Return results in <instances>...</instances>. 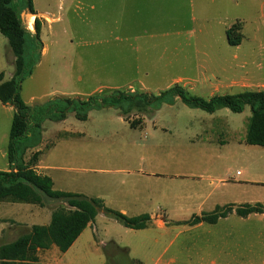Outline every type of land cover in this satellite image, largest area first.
Listing matches in <instances>:
<instances>
[{
    "label": "rangeland",
    "instance_id": "374dc122",
    "mask_svg": "<svg viewBox=\"0 0 264 264\" xmlns=\"http://www.w3.org/2000/svg\"><path fill=\"white\" fill-rule=\"evenodd\" d=\"M33 2L37 11L51 15L47 22L41 16V25L45 28L40 40L47 51L34 52L33 40L28 41V53H32L31 74L22 83L21 98L30 107H41L57 98L86 99L94 93L108 95L114 89L130 90V87L134 88L132 91L157 95L173 87V80L178 76L196 72L201 64L197 61L203 59L201 56L195 59L197 52H235L237 47L228 43L227 31L237 23L242 24L243 37L239 52H252L253 70L258 75L264 73V19L260 18V6L254 0ZM15 4L25 6L26 0H15ZM28 15L33 18L32 24ZM20 16L25 28L35 34V15L22 9ZM0 59L6 75L15 70L8 40L1 33ZM235 92L237 89L232 90V94H237ZM189 93L209 98L207 94ZM162 113L166 117L157 122L159 128L148 130L131 128L114 108L92 110L86 121L78 120L73 112H69L63 121L45 119L41 140L35 148L42 150L41 162L48 168L46 174L54 179V189L98 198L108 209L121 212L120 209L127 208L130 214H137L140 212L137 201L142 194L135 192L138 190L133 187L135 177L120 170L135 172L144 168L151 172L153 163L201 156L193 149H238L242 158L228 161L224 168L212 170L210 174L230 182L236 179L251 183L243 187L245 204L237 210L249 202L264 204V148L247 145L244 141L252 115L249 106L242 113L223 108L210 114L189 108L177 100L174 105L165 106ZM139 118L141 116H132L133 120ZM148 118H143V127ZM11 123L9 121L3 131L0 129L7 140ZM256 151H260L259 155ZM254 161L258 163L252 165ZM153 170L157 171L156 168ZM44 199L43 207H29H38L37 210L42 212L61 203ZM228 207L219 206L205 214L223 212ZM28 209L19 208L15 216L22 218ZM5 214L2 216L8 217L10 213ZM16 232V239L27 233L23 228ZM224 232V227L218 226L211 232L204 229L185 235L202 245L207 241L214 243L211 238H218ZM137 233L104 211L100 212L93 228L84 232L67 252L59 251L54 261L59 264H132L124 258H115L110 263L105 246L111 240L121 247L137 244ZM162 242L167 246L170 238L161 240V245L149 246L146 254L141 253V264L167 262L174 246L167 255H162L166 247ZM261 243L262 258L264 239ZM256 252L257 249L241 251L244 257L256 256L255 259L258 258ZM43 260L47 262L44 256Z\"/></svg>",
    "mask_w": 264,
    "mask_h": 264
},
{
    "label": "crops",
    "instance_id": "0c3cea01",
    "mask_svg": "<svg viewBox=\"0 0 264 264\" xmlns=\"http://www.w3.org/2000/svg\"><path fill=\"white\" fill-rule=\"evenodd\" d=\"M254 1L260 6V18L264 19V0ZM33 6L36 12L35 18H39L41 21V16L43 15L42 17L46 19V22L49 21L48 16L51 14L48 12L37 11L34 2ZM28 27L29 29H33V27L31 28L29 25ZM44 28V24H42L40 39ZM51 28L52 25L49 26V29ZM241 43L238 46H235L237 47L235 52L231 53L228 51L197 52L195 59L198 60V56L203 58L201 61H197L198 63H201L199 68L196 69V72L191 71L189 76H178L173 80V84H182V87L185 89L199 94H207L209 98L215 95L232 94L233 89H237V92L235 93H240L246 90L264 92V73L258 75V73L253 70L254 62L252 60V52H247L249 54L245 53L247 54L246 56L244 53L242 54L239 52L240 47L242 46ZM42 45L43 48L41 53H45L47 50L45 49L43 42ZM0 74L4 75L3 81H9L14 74V71L9 75L5 74L3 61L1 59ZM129 89L133 90L134 88L130 87ZM166 107L170 106L166 105ZM164 108L165 106L146 120V125H144L146 130L150 128H159L157 122L166 117L162 113ZM14 113L15 109L13 106L9 104L5 105L0 101L1 131H3V127L5 128V126H7L9 121L10 123L12 122ZM244 141H246V138ZM8 144L9 140H7L2 132H0V172L10 171V166L7 160ZM193 150L199 151L197 154L200 153L201 156L193 157L191 160L180 157L175 158L176 161L153 163L155 165H150L151 172L144 170V168H140L135 172L120 170V172H126L135 177L133 187L138 188L135 192L142 194L137 201V207L140 208L138 211L140 212L137 214H130L127 208H123L120 209L121 213L128 217L147 214L151 218L148 228L135 230L136 232H139L137 233L139 243L124 245V248H127L128 250V259L135 264H141L140 261L143 259L141 253L146 254L145 250H147L149 246L152 247L155 244L161 245V240L164 241L166 238H170V242L167 246L162 242V246H166L163 249L162 255H167L171 246H174V250L165 264H264V257L261 258L260 256L262 245L261 239H264V204H261L258 201L249 202V205L251 206L261 204L263 213H252L246 217L239 216L237 214V207H242V205L245 204L242 199L243 187L250 182L236 179L234 182H230L222 177L213 178L210 174L212 170L224 168L228 161H233L235 159L239 160L242 158V154L239 153L238 149H230L227 151L226 149ZM37 152L40 153V157L37 165L34 166L33 169L40 175L48 176L46 174L48 168L44 167L41 162L42 150L36 148L28 150L25 160L29 161L31 156ZM256 153L259 155L260 151H256ZM29 154L32 155L28 157ZM255 163L258 162L254 161L252 165ZM154 168H156L157 171L153 170ZM182 170L191 172L182 173L180 172ZM262 170L264 171V162L262 163ZM177 172H180L181 174ZM238 175L240 176L242 173L238 172ZM50 178L53 181V185H55L54 179L52 177ZM49 200L61 201V203L54 209L52 208L48 211L42 212L37 210V208L43 207L44 205H21V203L8 202L1 203L0 246L9 244L12 240V242H14V239H16L14 237H16L15 235L17 234L16 231L20 228H23V230H26L27 233H29L34 225H49L52 213L56 209L67 205L63 200ZM219 206H229L232 208V212L226 217L219 219L215 224L205 222L193 226L188 224V221L193 217H201L205 213H211ZM22 207L29 208L28 213L25 216L23 215L22 218H17L15 213H17L19 208ZM6 212L10 213L8 214V217L2 216L7 215L5 214ZM100 212L103 213V211H99L96 218H98ZM37 219H40V221H36ZM95 220L86 227L79 238L89 228H93ZM218 226L224 227L225 232L218 238H211L214 243L207 241L206 244L201 245L185 235L204 229L211 232ZM155 233H157L156 236H154ZM182 235H185L183 236L184 239L178 241ZM247 239L251 240V243L249 241L246 242ZM111 241L116 243L115 240ZM245 249H248L250 252L253 249H257L256 255H258V258L255 259L256 256L253 258L244 257V254L241 253V251ZM262 250L264 251V249ZM253 255H255V253H253ZM43 256L47 258V262H45L46 260H43ZM58 256L59 250L57 247L53 246L48 250L39 251V259L35 263L17 262L12 264H59L54 261ZM48 259H50V261Z\"/></svg>",
    "mask_w": 264,
    "mask_h": 264
},
{
    "label": "trees",
    "instance_id": "16d2710c",
    "mask_svg": "<svg viewBox=\"0 0 264 264\" xmlns=\"http://www.w3.org/2000/svg\"><path fill=\"white\" fill-rule=\"evenodd\" d=\"M28 9L36 14L33 0H26V5L19 7L15 0H0V33L8 40L13 54L14 74L9 81H3L0 74V101L14 107L7 160L9 172H0V203H22L44 205V197L66 202L52 213L49 225H34L29 233L20 236L14 242L0 246L1 264L35 263L38 252L48 250L53 246L62 253L67 252L79 238L86 227L94 222L99 211L122 224L125 228L142 230L148 228L151 218L144 214L128 217L125 214L108 209L102 200L88 198L82 194L57 191L50 177L38 174L33 168L37 165L40 153H34L29 161L25 160L26 153L34 149L41 140L42 123L45 119L63 121L69 112H73L78 120L86 121L90 111L95 109L114 108L131 128L143 127V118L153 116L163 106H172L177 100L193 109H201L213 114L227 108L233 113H242L246 106L251 108V119L245 143L250 146L264 148V92L243 91L237 94L215 95L209 99L192 96L182 86L173 87L157 94L142 91L114 90L108 95L96 93L86 99L57 98L41 107H30L21 98V87L24 79L31 74L32 53H28V41L33 40L34 52H41L43 45L40 40L41 21L35 19V34L25 28L21 20V10ZM242 24L237 23L227 31L228 43L238 46L242 41ZM40 113H39V112ZM132 116H141L133 120ZM232 212L228 207L223 212L211 215L195 216L189 225L201 222L215 224L220 218ZM252 213H263L261 204L245 205L239 208L237 214L246 217ZM105 253L110 263L113 259H128L127 248L115 242L105 246ZM112 261V262H111ZM113 264V263H112Z\"/></svg>",
    "mask_w": 264,
    "mask_h": 264
},
{
    "label": "bare ground",
    "instance_id": "6f19581e",
    "mask_svg": "<svg viewBox=\"0 0 264 264\" xmlns=\"http://www.w3.org/2000/svg\"><path fill=\"white\" fill-rule=\"evenodd\" d=\"M28 20H29V22H30L31 24L33 23V18H32L31 15H28Z\"/></svg>",
    "mask_w": 264,
    "mask_h": 264
}]
</instances>
